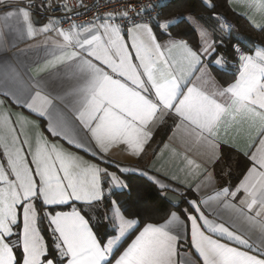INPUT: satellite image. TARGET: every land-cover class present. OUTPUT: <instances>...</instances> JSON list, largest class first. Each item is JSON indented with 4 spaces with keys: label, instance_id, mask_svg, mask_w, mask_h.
<instances>
[{
    "label": "snow or ice",
    "instance_id": "1",
    "mask_svg": "<svg viewBox=\"0 0 264 264\" xmlns=\"http://www.w3.org/2000/svg\"><path fill=\"white\" fill-rule=\"evenodd\" d=\"M241 2L260 41L213 0L208 20L164 0H0V53L18 49L0 56V264H264V0ZM163 128L183 179L149 156ZM132 175L169 208L133 213Z\"/></svg>",
    "mask_w": 264,
    "mask_h": 264
},
{
    "label": "trees",
    "instance_id": "2",
    "mask_svg": "<svg viewBox=\"0 0 264 264\" xmlns=\"http://www.w3.org/2000/svg\"><path fill=\"white\" fill-rule=\"evenodd\" d=\"M215 3V11L221 16L225 17L233 26L236 33L244 38V41H260L262 39L259 32L254 31L250 26L248 21L242 16L234 13L228 6L227 0H213ZM166 15L172 17L192 13L196 16H203L205 20H208L209 12L205 5L199 0H176L168 4L164 10ZM177 34H182L184 37L193 45L197 42V36L195 31L189 27L187 24L181 22L178 29L175 30ZM235 39V36L233 37ZM225 43L228 44L230 41L227 39ZM231 62V61H229ZM230 71L215 73L218 80L222 82L225 80H231L232 76ZM171 129L163 128L155 136V140H164ZM219 174V169H217ZM224 177V180H227ZM224 181H221L223 183ZM235 182V181H234ZM129 184L131 192L129 195L121 197L122 200L127 202V205L133 213L150 211L151 213L158 214L168 209L169 202L160 199L157 194V189L154 186L148 184L143 177L138 175H132L129 178ZM190 195V194H189ZM180 208L186 207V204H180ZM179 210V209H176ZM103 235V229H100Z\"/></svg>",
    "mask_w": 264,
    "mask_h": 264
},
{
    "label": "crops",
    "instance_id": "3",
    "mask_svg": "<svg viewBox=\"0 0 264 264\" xmlns=\"http://www.w3.org/2000/svg\"><path fill=\"white\" fill-rule=\"evenodd\" d=\"M229 8L236 14L241 15V13H244L245 11H247L246 7H244V5L242 4L241 0H232V3L229 4L227 2ZM243 18H245L244 16H242ZM246 19V18H245ZM193 29V28H192ZM194 30V29H193ZM197 36V31L194 30ZM198 39V36H197ZM25 47L24 44H20L19 48H23ZM17 48H10L6 53H0V56H11L13 54V52L17 51ZM229 65H231V62H229ZM226 71H234V69H232L231 67H229ZM14 110H18V109H14ZM27 114V113H25ZM33 119H35V117H32ZM173 136V132L172 130L170 131V133L168 134V136L162 140H153L151 143V147L149 148V156L152 155L153 150H156V152L158 153V155L156 157H154V168H159L160 169V173H168L169 175L172 174H176L178 176H180L181 179H183V176L179 173L178 168L180 167L179 162H172V158L170 156V151L169 149H165L164 148V144L168 143L170 144V146L172 144H178L179 141H169V137ZM112 157L114 160H116L117 162H120L121 164L124 165H136L137 167H144L148 157H145L144 161H137L135 158L131 157L129 154L120 152L119 150H115L112 152ZM150 170H154L153 166H149ZM139 176V175H138ZM191 182V181H190ZM191 195V194H190Z\"/></svg>",
    "mask_w": 264,
    "mask_h": 264
},
{
    "label": "built area",
    "instance_id": "4",
    "mask_svg": "<svg viewBox=\"0 0 264 264\" xmlns=\"http://www.w3.org/2000/svg\"><path fill=\"white\" fill-rule=\"evenodd\" d=\"M174 1H176V0H164V2H165L166 4H169V3L174 2ZM199 1L202 2V0H199ZM39 2H40V0H37V3H39ZM112 2H113V5H115L116 0H112ZM156 2H157V0H143V3H144V4L156 3ZM68 3H69L71 6H76L77 0H68ZM84 3H85V4H88V5H92L93 3L100 4V10H101V11L104 10V9H103V0H84ZM94 11H95V8H93L92 11L88 12L86 15L80 17L79 19H80V20H83V21H87V20L91 17V15L93 14ZM47 15H49V16H60V15H62V13L59 12V11H57V12H49V13H47ZM222 17H223V16H222ZM224 18H225V17H224ZM225 19H226V18H225ZM226 20H227V19H226ZM227 21H228V20H227Z\"/></svg>",
    "mask_w": 264,
    "mask_h": 264
},
{
    "label": "water",
    "instance_id": "5",
    "mask_svg": "<svg viewBox=\"0 0 264 264\" xmlns=\"http://www.w3.org/2000/svg\"><path fill=\"white\" fill-rule=\"evenodd\" d=\"M171 195H175L174 193H172ZM172 203H175V201H173Z\"/></svg>",
    "mask_w": 264,
    "mask_h": 264
}]
</instances>
